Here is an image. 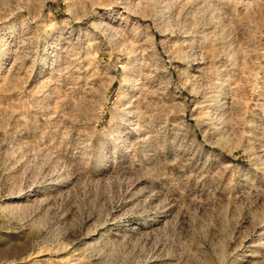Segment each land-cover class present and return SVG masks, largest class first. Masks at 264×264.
I'll list each match as a JSON object with an SVG mask.
<instances>
[{"label": "rangeland", "instance_id": "1", "mask_svg": "<svg viewBox=\"0 0 264 264\" xmlns=\"http://www.w3.org/2000/svg\"><path fill=\"white\" fill-rule=\"evenodd\" d=\"M0 264H264V0H0Z\"/></svg>", "mask_w": 264, "mask_h": 264}]
</instances>
